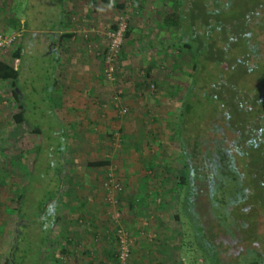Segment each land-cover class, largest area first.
<instances>
[{
	"label": "crops",
	"instance_id": "0c3cea01",
	"mask_svg": "<svg viewBox=\"0 0 264 264\" xmlns=\"http://www.w3.org/2000/svg\"><path fill=\"white\" fill-rule=\"evenodd\" d=\"M110 1L59 0L57 24L33 29L28 27L24 13L26 0H0V31L6 35L17 34L20 38L18 45L6 51L0 60L15 68L18 64L21 67L27 54L23 49L25 35H33L32 39L37 38L39 42L33 43V48L43 58L53 57L56 65L51 67L49 98L62 127L65 150L63 170L57 177L59 193L54 201L57 205L54 216L59 221L43 249L40 264H58L62 254L69 255L70 264H92L89 252L95 253L98 263L112 260V240H105L101 245H94L92 240L104 212L97 186L103 170H109L111 165L108 143L113 136L120 141L112 158L119 164L118 180L127 186L121 201L129 215H137L142 202L159 192L156 186L161 187L166 182L167 169L172 168L173 148H169L167 138L172 139L178 114H170L165 98L153 94L152 87L159 89L163 85L157 81L158 64L148 57L137 61L134 66L138 69L133 71L134 66H129L127 61L134 47L136 55L143 58V55L165 51L166 43L143 38L144 34L136 37L138 29L131 24L122 54L125 76L117 87L110 85L103 77V62L97 55L105 47L103 32L115 26ZM91 30L95 33L89 40L85 39L83 32ZM88 45L94 50L88 51ZM17 51H20V61L14 57ZM136 77L141 79L135 80ZM2 87L5 91L10 88L15 100L7 103L6 95L0 97V259L4 258L5 264L14 241L9 226L15 221L18 199L29 189L43 143L42 131L28 127L24 119L27 112L24 95L19 91V100L15 99L13 81H0V89ZM117 91L122 92L121 103L128 110L125 116L119 115L112 104ZM19 114L23 115L21 124L14 119ZM103 162L109 165L95 166ZM78 247L83 249L80 255L76 252ZM136 260L133 258L131 264Z\"/></svg>",
	"mask_w": 264,
	"mask_h": 264
},
{
	"label": "trees",
	"instance_id": "16d2710c",
	"mask_svg": "<svg viewBox=\"0 0 264 264\" xmlns=\"http://www.w3.org/2000/svg\"><path fill=\"white\" fill-rule=\"evenodd\" d=\"M173 1L172 10L162 15V24L176 37L164 48H175L191 59L189 85L173 129L180 167L174 220L181 231V247L186 250L187 264H264V252L253 247L231 252L226 242L249 244L256 238L248 233L256 229L250 225L254 213L264 216V125L260 116L264 80L255 76L264 71V60L251 26L264 0ZM260 25L264 27V22ZM129 34L130 26L125 42ZM122 54L123 49L120 61ZM14 57L20 61V51ZM20 69L19 64L15 68L0 60V81H13L17 101ZM195 109H201L203 117L196 120ZM14 119L21 124L23 115ZM167 171L168 175L175 172L173 167ZM25 196L17 201L15 238L5 264L23 263L17 261L21 228L26 229L31 218L27 217L25 223L22 219L29 216L28 209L24 211ZM56 198L54 195L42 205L40 214L30 223L37 224L44 235L40 257L59 221L54 216ZM50 204L54 205L49 208ZM105 237L113 239L117 247L113 230ZM111 261L117 264L116 252Z\"/></svg>",
	"mask_w": 264,
	"mask_h": 264
},
{
	"label": "rangeland",
	"instance_id": "374dc122",
	"mask_svg": "<svg viewBox=\"0 0 264 264\" xmlns=\"http://www.w3.org/2000/svg\"><path fill=\"white\" fill-rule=\"evenodd\" d=\"M58 1L59 0H26V4L28 5L24 13L25 17L28 18V27L32 26L33 29H45L53 24L56 25L57 9L58 7L61 8ZM173 2V0H111L110 4H112V6L110 8L113 14H115L116 19L122 14L128 18L130 26L131 24H135L136 29H138L135 34L136 37L144 34V36H142L143 38L157 39V42H165L167 45V41L174 39L176 33L164 29L162 15L172 10L170 4H173ZM121 5L125 6V9H120L119 6ZM262 22H264V7L259 11L258 19H254L251 22V26L255 30V41L259 44L261 57L264 60V27L260 25ZM1 31L0 33H3V31ZM7 36L16 37V46L18 45L20 38L17 34ZM27 36L28 35H25L26 39L24 38L23 42V49H26L27 54H25L22 59L20 79L17 87L18 89L16 90L24 95L25 106L27 108L24 119L28 127L38 128L42 131L41 140L43 146L41 147L40 156L23 202V204L26 203L27 205L24 211H26L27 208L28 211L26 213L29 215L22 218L24 223L27 217L31 218L27 220V228H21L22 242L20 243V256L19 259H16L17 261L21 260L23 262L22 264H36L40 262V242L44 235L37 224L31 226L30 223L33 224L35 220L32 218L40 214L42 205L48 204V200L54 195L56 197L58 196L60 186L57 184V177L63 170L65 145L61 124L55 117V106L51 104L52 102L49 98L52 92L51 83L53 77L51 67L55 68V59L53 57H41L40 53L32 46L33 43L35 45L39 43L37 38L32 39L33 35ZM125 44L126 42L124 43L123 51ZM134 48L135 50L131 53L132 57L130 60H127L129 61V66L136 65V62L139 60L145 61L148 57L153 60L152 62L158 64L160 75L157 81L163 85H160L161 87L159 89L155 87L153 89V91L155 90L153 94L155 97H164L165 103L168 104L167 108H169V110H166H168L170 114L177 116L181 108L184 92L189 85L187 72L190 70L191 66L190 56L185 53L179 54L175 48H170L160 53L153 52L149 55H143V58H141L139 54L136 55V47ZM120 62L122 73L120 80H122L125 76V65L122 60ZM250 66H253L251 62ZM137 69L136 66L133 67V71ZM255 76L256 78L261 77L264 80V71L256 72ZM138 79H141V77H136L135 80ZM9 89L10 88H8L7 91H5L6 89L4 87L0 89V97L3 95L8 97V100H6L7 103L15 101ZM261 110V124L264 125V106ZM194 113H196V120L200 118V115L203 117L201 109H195ZM171 137V140L166 138L167 141H169V148H173V150H171L170 161L172 162V167L175 172L173 175H169V178H167L166 182H164L161 187L156 186L159 192L153 195L152 199L144 202V204L142 202V208H140L139 213L135 216L129 215L126 205H122L121 198L126 193L127 186L120 182L123 185L124 192L117 198V211L121 215L122 227L134 239V246L129 264H131L133 258L137 259L134 264H187V259L185 257L186 250L181 247V231L179 224L174 220V216L178 212L177 192L175 191H177L176 178L180 173V167L178 162V141L176 140L174 132L171 134ZM108 144H110L109 147L111 149V165L109 170H103L101 178L99 179L100 185L97 186L102 194L101 204L103 205L102 210L104 212L99 220L101 226L98 227V229L96 228V236L92 240L94 245H101L105 242L106 232H111L113 228L110 222V214L115 209L107 204L102 185L108 174L112 173L117 179L119 178L117 177L120 172L119 164L113 161L112 156L115 155L114 152L118 150L120 141L118 142L117 137L113 136ZM142 188L144 189V186ZM140 195L141 194H138L137 196ZM48 211L51 213V210ZM255 217L257 222L254 221ZM7 219L9 220L10 218ZM252 222L253 223L250 224L251 227L256 226V229L254 231L251 229L252 231L248 233L256 238H253L249 244L243 243L240 245H236V241H226L229 247L228 251L232 250L231 252H235L247 247H253L260 252H264V216L258 217L257 213H254ZM9 228L12 230V238L14 239L16 228L14 220H12ZM103 230L105 231L102 232ZM257 237L260 238L257 239ZM111 240L106 241L108 242ZM110 249L112 252L117 251L114 241L110 242ZM82 250L81 247H78V249H76L77 254L80 255ZM88 256L89 259L93 260L91 261L92 264H100L95 260L96 256L94 252H89ZM68 257L59 255V261L57 263L70 264V257L69 259ZM4 261V258L0 259V264H4ZM104 264L115 263L110 260ZM199 264L204 263L200 261Z\"/></svg>",
	"mask_w": 264,
	"mask_h": 264
},
{
	"label": "built area",
	"instance_id": "2783aa9c",
	"mask_svg": "<svg viewBox=\"0 0 264 264\" xmlns=\"http://www.w3.org/2000/svg\"><path fill=\"white\" fill-rule=\"evenodd\" d=\"M129 20L125 15H120L115 22L113 28H109L103 32L105 38V47L102 51L97 52V55L103 62V77L112 86H118L121 76L120 57L125 43V36L129 29ZM95 30L83 32L84 38L89 40V36L94 34ZM17 44L16 37L7 36L0 33V58L6 51L15 47ZM88 51L94 50L90 45ZM152 89H154L152 87ZM122 92L118 91L112 100L114 108L119 111V115L125 116L128 113L127 108L122 106ZM119 142V141H118ZM103 191L106 196L107 204L115 210L110 214V222L113 226L112 230L114 237L117 239L116 258L117 264H129L134 239L124 230L121 224V215L117 211L118 196L124 192L123 185L115 177L114 174H108L103 185Z\"/></svg>",
	"mask_w": 264,
	"mask_h": 264
}]
</instances>
